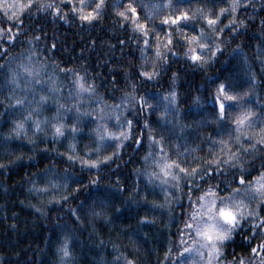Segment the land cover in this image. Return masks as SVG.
Listing matches in <instances>:
<instances>
[{"label":"trees","instance_id":"16d2710c","mask_svg":"<svg viewBox=\"0 0 264 264\" xmlns=\"http://www.w3.org/2000/svg\"><path fill=\"white\" fill-rule=\"evenodd\" d=\"M22 58L56 89L79 78L87 100L117 107L120 136L102 140L83 113L38 124L14 97ZM157 153L179 178L173 196L152 175ZM261 176L264 0L0 5V264H185L208 190L250 208L221 259L264 264V195L243 193Z\"/></svg>","mask_w":264,"mask_h":264},{"label":"rangeland","instance_id":"374dc122","mask_svg":"<svg viewBox=\"0 0 264 264\" xmlns=\"http://www.w3.org/2000/svg\"><path fill=\"white\" fill-rule=\"evenodd\" d=\"M24 1L0 0V5L6 11L14 12ZM43 70L48 71V75L43 76L41 74ZM12 82L14 97L22 99L24 106L31 110V115L38 124L46 123L51 128H55L59 122H74L78 114L83 113L85 116H95L94 126L102 130V140L119 137L122 133L119 109L101 107L100 103L97 105L87 100L85 87L79 78H72L64 88L56 89L58 77L51 73V69L36 66L32 58H22L12 68ZM171 100L174 103L173 97ZM60 102L72 106L71 117L59 113ZM41 103L44 105L42 106ZM169 105L171 104L167 101V106ZM152 161L154 180L158 186L173 196L175 185L179 180L175 171L168 169L169 165L161 153L153 156ZM243 193L250 198L262 197L264 177H257L252 183L244 186ZM236 194L219 197L212 190L203 194L193 218L190 235L183 244L185 264H232L221 259V243L229 236L231 224L238 223L250 215L247 213L250 212L248 201L240 193Z\"/></svg>","mask_w":264,"mask_h":264}]
</instances>
